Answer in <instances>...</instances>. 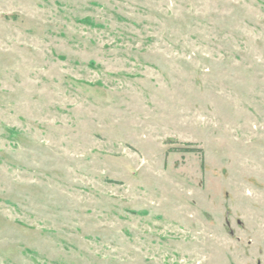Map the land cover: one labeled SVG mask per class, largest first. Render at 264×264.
<instances>
[{
    "label": "rangeland",
    "instance_id": "1",
    "mask_svg": "<svg viewBox=\"0 0 264 264\" xmlns=\"http://www.w3.org/2000/svg\"><path fill=\"white\" fill-rule=\"evenodd\" d=\"M0 264H264V0H0Z\"/></svg>",
    "mask_w": 264,
    "mask_h": 264
},
{
    "label": "trees",
    "instance_id": "2",
    "mask_svg": "<svg viewBox=\"0 0 264 264\" xmlns=\"http://www.w3.org/2000/svg\"><path fill=\"white\" fill-rule=\"evenodd\" d=\"M193 150H195V149H193V148H191V149H188V151H193Z\"/></svg>",
    "mask_w": 264,
    "mask_h": 264
}]
</instances>
